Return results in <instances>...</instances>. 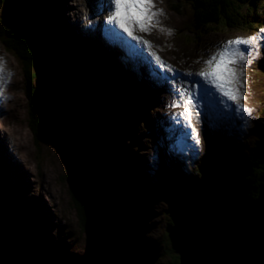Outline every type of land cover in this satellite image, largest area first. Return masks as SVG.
Listing matches in <instances>:
<instances>
[{
  "label": "rangeland",
  "instance_id": "374dc122",
  "mask_svg": "<svg viewBox=\"0 0 264 264\" xmlns=\"http://www.w3.org/2000/svg\"><path fill=\"white\" fill-rule=\"evenodd\" d=\"M93 1L91 0V2ZM8 2L11 1L9 0ZM172 2H177L175 4H178L179 11L171 6ZM153 3L154 7L163 13V16L158 17L160 26L172 29L174 34L166 36L155 29L148 34L139 31L134 32V34L144 40H148L153 46L155 54L164 63L166 62L167 65L171 66L170 71L163 69L162 75L164 76V72L168 71L173 83H165L160 89L161 91H158L159 93L154 91L157 80L146 84L148 89L144 93V98H147L152 93L150 96L151 101L147 102L145 110L136 108L135 103L127 106L126 109L129 112L133 110V117L130 114H125V107L127 102H129L127 99H131L126 94L129 89L128 86L120 87L114 92L111 101L107 100L108 97L106 99L102 97L105 102L101 105L99 99L102 95L101 93L99 97L96 95L98 93L96 88L100 83L95 84L96 81L90 76V72L85 71L80 66L87 75L86 78L89 83L87 93L93 97L91 106L88 109L89 113L82 108L78 109L74 114V118L75 120L77 118V121L47 120L46 118V121L42 122V130L40 132L33 131L29 123L32 119L29 117L31 102L26 95V82L22 65L19 59L6 49L0 39V57L4 61L3 69L0 70V78L6 77L7 80L5 87L0 90V97H2L0 99V210L4 211L7 215L5 220L9 222V225H12V227H5L9 243L19 239L14 245L19 246L21 242H27L33 247L34 253L29 264H63L65 262H67L66 264H95L96 262L102 264L101 260L104 256L102 248L104 246L102 244L116 247L121 242L116 237L118 238L119 236V239H121L120 237H123L125 232H130L133 237L135 236L133 238L129 235L130 239H133L132 242H134L133 253L135 254V256L133 255V260L126 257L131 264L133 262L135 264H172L174 257L178 256L177 245L165 236V232L167 230L173 231L174 227L167 225V223H174L178 216L170 214L171 207L174 204L170 201L171 197L169 198L168 195V184H174L177 180V188L182 187L187 182L185 175L194 180L200 179L203 175L199 176L198 168H202L201 165L205 162H209L207 165L210 167L213 166L220 169L227 165L229 171L232 172V160L230 158L223 165L218 164L216 161V158L220 157V153H223L221 149H224L228 156L232 153H238L237 159H239L242 155H247L251 151L254 137L258 138L259 135H264V47H260L257 48L258 56L243 69L244 75L241 77L243 88L241 91L245 99L239 101V103L251 109L249 115L259 110L261 116L254 128L243 139L242 145L236 144L237 142L232 137V131L225 128L222 121H213L216 118V111L210 98L214 100L217 97L220 101V98L213 90L215 97L213 94L207 98L205 96L201 97L199 92H197L192 98L195 105L196 103L199 104L193 110L194 115L196 113L202 114L200 119L195 121L194 126H197L198 134L201 128L203 131L202 134H199L201 142L199 149L201 151L190 160L192 170L188 172L184 168H179L180 164L178 165L177 162L175 163L166 155H161L165 151L161 146L162 140H165V133L163 135V123L157 121L156 117L163 116L167 118V115L162 107L163 102L159 104L160 99L167 100L169 97H175L173 85L180 83L182 76H187L186 73L194 74L199 71L203 66V59L207 58L208 53L215 50L216 45L236 37L243 38L256 34L257 31L248 32L226 29L222 26H212L207 28L206 33L199 32L200 34H197V30L190 25V22H192V11L190 9L192 0H153ZM4 4L0 6V16H6L7 9ZM83 5L84 2L82 0H55L56 17L53 18V22L55 21L56 23L57 31L54 33L50 29L48 22L45 24L47 19L43 20L44 17L41 18L38 13L37 18L34 20L36 26L45 25L46 31L50 33L46 36V41L50 39L49 44L52 47L50 48L51 54L47 58L49 59L52 55L59 58V53L52 52L56 51L54 45H59V42L63 39L71 38L75 42L77 41L81 47L82 45H87L86 50L83 49L85 50V58L92 61L93 56L90 51H96L99 54L96 53L94 61L111 63L112 68L114 69L115 66V70L118 72L115 71V73L122 76V70L126 69L124 67L125 63L122 59L119 62L121 66L118 68L115 61L124 56L127 40L123 44L122 38L118 36L116 41L107 42L110 41V37L105 38L103 32L96 33V31H93L95 40L91 37L87 38L93 39L96 43L91 41L84 44L82 38H84L85 33L80 31V25L86 24L81 16ZM92 8H97L95 3L93 7L89 4L87 8L91 16H93ZM36 9L37 12L41 11L39 5ZM104 14L107 15V11H104L101 17H104ZM12 17L16 20L14 22L16 25L18 24L17 27H20V19L15 15ZM28 17L32 19L31 17L34 16L30 14ZM29 19L26 20L24 18L22 23L24 25L30 23ZM76 19H80V24L77 23ZM92 21L95 23L94 19ZM74 22L77 24L76 26ZM259 35L264 36L263 33H259ZM60 36L64 38L61 40ZM113 36L116 37L115 32ZM115 37L111 36L112 39ZM46 41L42 39L41 44L39 39L35 41L38 52L42 51L41 46ZM73 51L77 52L76 50ZM69 52L73 54V52ZM105 55L110 60L106 59ZM135 58L143 66V75H148L146 60L139 55ZM127 65H129V60ZM157 71L158 66L155 65V75H157ZM9 73L10 75H8ZM133 74H137L135 67H133ZM190 76L198 78L195 75ZM130 80L135 82L138 81V78ZM196 81L198 82L199 79H196ZM203 87L206 89L205 85ZM128 93H130L129 90ZM113 99L114 105L121 104L118 109L123 114L118 115L117 111L111 112L109 110L113 106L110 107ZM168 106L172 109V103L170 104L169 102ZM223 106L220 107L227 109ZM227 107L231 111V106L228 105ZM197 109H201V112ZM154 112H156L155 116L151 118V114L153 115ZM138 113H140L139 116L143 115V118L134 120ZM179 113L180 110L178 109V117L175 111L174 116L171 115L174 118V122L178 124H173V122L169 124L174 129L176 136L182 134L187 136L190 129L185 127L186 122L179 116ZM228 114H230L229 111ZM241 117L242 114L235 120L243 121ZM179 118L182 121H178ZM162 121H166V119ZM206 121L212 122L209 128H207ZM102 127L107 129L106 134H108L110 140H113L116 147L123 154L126 152V155L124 154L125 158H127L126 165L132 169L134 175L138 176L137 182L138 186L141 187V192L135 201L129 203L125 212H120L122 207L120 208L121 203L118 200V202L114 201L111 206L108 205V212L106 211L107 205H105L101 216L99 211L93 213L90 201L89 205L86 204L87 207L85 206V212L83 210L84 206L77 205L76 199L72 195L69 173L75 176L76 172H78V168L70 167L73 161L79 163L83 157L87 159L88 157H94L92 147L99 146L100 139L97 141V137H100L101 132L104 130L101 129ZM214 128L222 129L220 133L224 132L227 143L220 144V142H217L218 139L215 141L210 139L209 143L206 142V139L211 138L213 134L211 130ZM92 133H95V136H93L94 134L91 135ZM157 133L161 136L158 137ZM220 136L222 137L223 135ZM247 139L251 141L248 142ZM184 140L187 152L192 155V148L195 149L193 147L194 141L187 140V137ZM160 142L161 154L157 153L156 155L154 146ZM209 144H211L208 146L210 152L206 148V145ZM169 145L173 146L168 143ZM217 146L221 147L218 149ZM178 154H182V151L179 150ZM152 157H156L157 161L152 162L154 160ZM159 158L161 162H158ZM85 170L88 171V167ZM204 170L205 167L202 168V171ZM110 175V173L106 174V176ZM129 178V176L125 178V183H130ZM125 197L127 198L128 195ZM108 204L110 203L108 202ZM131 210L134 211L132 215L133 222L127 223L124 229H119V221L123 220L122 215H127V213L129 215ZM84 213L88 215L95 214L93 223H87L90 225L89 227H86V224L83 225V222H87L86 219L82 220L81 216ZM13 214L21 215L27 220L29 219L28 221L30 222L24 231L19 230L20 226L13 225L14 223L21 224V221H19L21 218H16ZM174 217H176L175 220ZM11 222L13 224H10ZM2 223L4 224V222ZM121 226L123 227V225ZM127 228L130 231H127ZM12 233L14 234V240ZM125 240H129V238L126 237ZM135 240H137V244ZM138 241L144 246L141 247ZM0 246L2 245L0 244Z\"/></svg>",
  "mask_w": 264,
  "mask_h": 264
},
{
  "label": "trees",
  "instance_id": "16d2710c",
  "mask_svg": "<svg viewBox=\"0 0 264 264\" xmlns=\"http://www.w3.org/2000/svg\"><path fill=\"white\" fill-rule=\"evenodd\" d=\"M8 1L9 0H0V6H2L4 2H6L4 6L7 9L6 16H0V39L2 40V43L6 47V49L12 54H14V56L19 59V62L22 65L26 82V95L30 100L33 94L36 78L33 55L36 54L39 57L41 56V58L43 59H47V56H50L49 54H51L50 48L52 47V45L49 44L50 39H47L46 41V36L50 33L46 31L45 25L36 26L34 20L35 18H37L39 13L41 18L44 17L43 20L47 19V21H45V24L46 22H48L50 29H52L53 33L57 31V26L55 25L56 23L55 21L53 22V18L56 17L54 9V7L56 8L55 0H10L11 2ZM175 3L177 2H172L171 6L179 11L180 9L177 6L178 4ZM38 5L39 9L41 10L39 12H37L36 9V7L38 8ZM190 9L192 11V22H190V25L195 30H197V34L206 33L207 28H210L212 26H222L226 29L248 32L258 30L260 27L264 26V0H192V5H190ZM30 14L31 16H34L31 17L32 19H29L28 17ZM13 15L17 16L20 19V27H17L18 24L16 25V23L14 22L16 20L12 17ZM24 18H26V20L29 19L30 23L24 25L22 23ZM60 38L62 40V38L64 37L60 36ZM38 39L40 41V44L42 39L43 41H46L41 46V52H38L39 50L37 49V45L35 43V41ZM54 49L56 51H52L53 53L66 51L71 56L76 57L77 61L79 62V65L84 68L85 71L90 72V76H92L93 80L96 81L95 84L100 83V85L96 88V91L98 93L95 94L99 97V94L101 93L102 96L99 99L101 105L104 104L105 99L107 97V100L111 101L113 98L112 94L118 89H120V87L124 88L125 86H128V90L130 91V93H128L127 90L126 94L131 99L129 100L126 98L129 102H127L126 104L125 114H130L133 117V110L132 112H129L126 109L127 106H130L132 103H135L136 108L140 110L142 109L143 103L141 102V100L143 99V91H140L142 90V88L138 87L135 83L132 86L131 84H129L126 78H124L123 76H118L114 72L110 63H108L107 61L104 63H99L94 60H88V58H85V50H83L84 48L77 44V41L75 42L71 38L63 39L59 42V45H54ZM71 49L76 50L77 52L75 53ZM69 51L73 52V54ZM96 53L98 52H94L95 56ZM36 62L38 63V61ZM102 97H104L105 99ZM112 105H114V99ZM119 107H121V104H118L117 106L114 105V108L111 107V109L109 110L111 112L117 111L118 115L123 114V112L118 109ZM32 115L33 111L30 108L29 117L32 118ZM139 115L140 113H138L134 117V120H139L140 118H143V116ZM32 119L29 123L31 124L33 131L37 132L36 121L34 118ZM101 129L104 130L101 132L100 137H97V141L98 139H100L99 145L101 146L100 170L104 169L105 167L107 168L106 173L113 172L110 176L114 179L117 178L118 180L114 183L115 188H118L117 194L118 191L120 192V195L118 194V196H121L122 198V196L124 197V194L126 193V196H131V200L135 201L138 198L137 196H139L141 192V187L138 186L137 182L138 176L134 175L132 169L128 168V166L126 165L127 158H125V155L116 147L113 140L109 139L108 134H106L107 129H105V127H102ZM91 135L95 136V133H92ZM247 140L248 142L251 141L249 139ZM98 148L99 146H93L92 151L98 153ZM112 154H114V156H112ZM238 155V153H232L230 155V159L232 160V172L229 171V167H227V165L224 168L220 169L215 168L213 166L210 167L207 165V163L209 162H205L201 165L202 168L205 167L204 172H201L202 168H198L199 176L201 174L203 175H201L202 177H200V179H197L196 181L192 182L190 181L191 178H188V176L185 175L187 177V182L183 184L182 187H168V193L171 197L169 198L172 199L170 201L174 203V206L171 207L170 214L174 216L177 215L178 218L176 219V221H174V223H167V225L174 227V233L173 231L167 230L165 232V236L171 239L174 244L177 245V230L189 223L191 224L193 218L197 215L199 211L203 209H212L218 204L225 205L231 199L256 198L258 196L260 188L264 184V135H259L258 138L254 137L252 141V149L247 153V155H242L241 158L237 159ZM126 174L130 177V183H125L124 181L125 178L128 177ZM208 175L212 176V182L210 180L207 181ZM69 178L71 179V182L69 183L71 184L72 195L74 199H76L77 205L81 206L83 205L81 199L78 197L77 191L73 187V184H75L76 181L74 178L72 179L71 176ZM105 181H108L106 177ZM137 192H139L138 195H136ZM216 198H218V201L216 200ZM130 201L128 202V204L130 203ZM133 212L134 211L131 210L129 213V215H131V221L133 220ZM13 215L16 218H21V220H19L21 221V224H13L12 222L10 224H13L14 226H20L19 230L21 229L24 231L27 227V224H29L30 222L28 221L29 219L27 220L21 215ZM6 216L7 215L4 213V211L0 210V221L4 220L2 221L4 222V224L0 222L1 245L6 244L9 240V237L8 239L6 237L7 230H5V227H12V225H9V222L5 220ZM81 217L84 221V215ZM175 218L176 217H174V220ZM25 221L27 223H23ZM84 224L85 223L83 222V225ZM126 233L132 236L130 232ZM127 234L124 235L126 237H129ZM136 241L137 240H135V242ZM128 243V250L129 247L130 250L124 254L125 258L126 256L129 257L132 255V247L134 242L130 240V242ZM138 244L141 247L144 246V244H140L139 241ZM174 259L175 260H173L172 264H179V257L175 256ZM66 263L67 262L63 264Z\"/></svg>",
  "mask_w": 264,
  "mask_h": 264
},
{
  "label": "water",
  "instance_id": "95a60500",
  "mask_svg": "<svg viewBox=\"0 0 264 264\" xmlns=\"http://www.w3.org/2000/svg\"><path fill=\"white\" fill-rule=\"evenodd\" d=\"M58 53L59 58L52 55L49 59L47 58L48 60L36 54L33 55L36 78L30 102L37 132L42 130V122L44 123L46 118L47 120L77 121L74 114L80 108L89 113L88 109L93 101V97L87 93L89 87L87 75L76 58L66 51ZM100 150L99 145L98 153L92 151L95 157H88V159L83 157L79 163L76 161L71 163L70 167L78 168L75 176L69 173V177L76 181L73 187L81 199L84 212L86 204L89 205L90 201L94 212L91 207L90 210L93 213L99 211L102 216L104 206L107 205L108 212V205L111 206L118 200L121 203L120 208L122 207L120 212H125L129 206L128 200L130 201L132 197L126 198L125 194L122 198L118 196L120 192L118 191L117 194V188L114 186V183L118 181L117 178L106 176L108 173L105 167L100 170ZM86 167L88 171L85 170ZM105 177L108 181H105ZM208 180L212 182L211 175L207 176ZM216 200L218 201V198ZM86 214L84 213L87 221L85 224L89 227L87 223H93L95 214ZM130 216L128 213L122 216L123 220L119 221V229H124L127 223L133 222ZM124 234L120 237L121 243H118L116 247L105 246L99 241L104 246L102 247L104 254L102 264L130 263L124 254L130 250V247L128 250V242L132 239L127 237L129 240H125ZM177 234L179 264H264V184L256 198L231 199L225 205L218 204L212 209L199 211L192 223L178 229ZM116 239L119 241V236ZM18 241L19 239L11 243L8 241L0 246V264L30 263L34 253L33 247L27 242H21L29 251L17 253L13 248L18 247V250H23L20 246L14 245ZM133 255L135 256L132 247V255L129 256L132 260Z\"/></svg>",
  "mask_w": 264,
  "mask_h": 264
},
{
  "label": "snow or ice",
  "instance_id": "6c2138e0",
  "mask_svg": "<svg viewBox=\"0 0 264 264\" xmlns=\"http://www.w3.org/2000/svg\"><path fill=\"white\" fill-rule=\"evenodd\" d=\"M100 2V13L104 11L108 13L101 22L105 38L114 35V29H116L137 44H142L144 50H148L153 47L151 43L135 35L134 32L148 34L155 29L166 36L174 34L172 29L160 26L158 17L163 16V13L154 7L153 0H100ZM259 33H264V26L260 27L256 34L243 38L236 37L216 45L215 50L208 53L207 58L203 59V66L199 71L194 74L186 73V75L198 77V82H189L187 86L184 82L173 85L176 99L173 101L172 107L183 108L179 116L183 118L190 129L187 140L194 141L193 147L197 152L201 142L194 123L202 115L200 113L194 115L193 112L196 105L192 98L197 92L203 97L209 91L214 90L220 98V102H223L224 99L230 101L233 109L243 114L242 120L246 119L247 114L251 112L249 107L239 103L245 99L241 91L243 88L241 77L244 75L243 69L258 56L257 48L264 47V36ZM149 55L162 70H171V66L166 65L155 52L149 51ZM3 64V58L0 57V70L3 69ZM6 82V77L0 78V90L5 87ZM203 85H208L210 88L205 89ZM243 126L241 123V127Z\"/></svg>",
  "mask_w": 264,
  "mask_h": 264
},
{
  "label": "bare ground",
  "instance_id": "6f19581e",
  "mask_svg": "<svg viewBox=\"0 0 264 264\" xmlns=\"http://www.w3.org/2000/svg\"><path fill=\"white\" fill-rule=\"evenodd\" d=\"M88 11V13H90V11H89V9L87 10ZM91 14V13H90ZM97 14V12H95V15ZM108 14V13H107ZM105 16L103 17V18H105L106 17V14H104ZM80 36V35H79ZM80 37H82V36H80ZM112 37H115V36H113L112 35ZM118 36L116 35V37L114 38V39H112L111 37H110V41H107V42H111V41H116L118 38H117ZM127 40H129V39H127ZM83 42V41H82ZM78 44V43H77ZM72 45V44H71ZM67 50V49H66ZM94 52H96V51H94ZM119 57V56H118ZM117 57V58H118ZM116 58V59H117ZM115 63H116V65H117V67L118 68H120V66H121V64L119 63V62H117V61H115ZM111 64V63H110ZM116 67V68H117ZM114 72L116 71L115 70V66H114ZM118 76H120L119 74H117ZM205 96V95H204ZM196 105L198 106L199 104L198 103H196ZM198 111H200L201 112V109H197ZM231 114V113H230ZM204 118V117H203ZM161 136V135H160ZM179 136H181V137H183L184 135L182 134V135H179ZM159 137V136H158ZM176 137H178V136H176ZM211 144H209V145H206V148H207V150L209 151V147L208 146H210ZM171 150V149H170ZM210 152V151H209ZM78 159V158H77ZM175 163H176V161H175ZM16 164V163H15ZM179 168H182L181 166H179ZM23 250H18V247H15V248H13V249H16V251H17V253H18V251H19V253H21V252H24L25 253V251H29L23 244H21V245H19ZM22 261V260H21ZM23 263V262H22Z\"/></svg>",
  "mask_w": 264,
  "mask_h": 264
},
{
  "label": "flooded vegetation",
  "instance_id": "af4514ba",
  "mask_svg": "<svg viewBox=\"0 0 264 264\" xmlns=\"http://www.w3.org/2000/svg\"><path fill=\"white\" fill-rule=\"evenodd\" d=\"M175 260V259H174Z\"/></svg>",
  "mask_w": 264,
  "mask_h": 264
}]
</instances>
